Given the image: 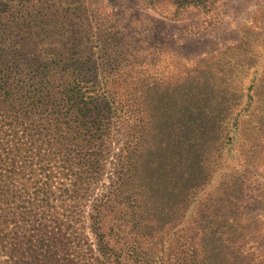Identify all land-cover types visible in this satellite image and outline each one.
I'll return each mask as SVG.
<instances>
[{
  "label": "trees",
  "instance_id": "obj_1",
  "mask_svg": "<svg viewBox=\"0 0 264 264\" xmlns=\"http://www.w3.org/2000/svg\"><path fill=\"white\" fill-rule=\"evenodd\" d=\"M213 1L173 0L174 14ZM11 3L0 0V264H264V221L240 210L222 153L233 130H264V11L194 60L189 100L145 120ZM252 139L234 150L254 154Z\"/></svg>",
  "mask_w": 264,
  "mask_h": 264
},
{
  "label": "rangeland",
  "instance_id": "obj_2",
  "mask_svg": "<svg viewBox=\"0 0 264 264\" xmlns=\"http://www.w3.org/2000/svg\"><path fill=\"white\" fill-rule=\"evenodd\" d=\"M11 4L15 21L29 24L41 38L60 42L66 51L82 54V67L89 74L96 72L103 97L113 91L124 94L113 87L126 89L132 108L137 105L145 120L161 110L162 116H171L177 100H189L182 81L191 80L194 60L235 43L239 24L264 11V0H214L179 8L175 14L173 0H12ZM114 134L116 152L121 137ZM231 135L230 143H222L224 162L233 166L226 179L242 181L240 210L264 221V130H247L241 137L233 130ZM254 137L262 144L254 154L246 151L249 146L241 153L234 150L238 141L247 145ZM108 176L109 169L101 183L108 184ZM216 182L211 180L210 186ZM203 196L198 192L187 214L199 207ZM260 244L264 246V241Z\"/></svg>",
  "mask_w": 264,
  "mask_h": 264
}]
</instances>
